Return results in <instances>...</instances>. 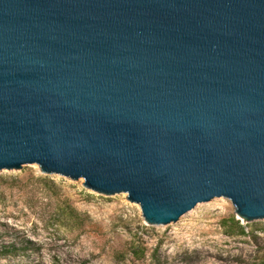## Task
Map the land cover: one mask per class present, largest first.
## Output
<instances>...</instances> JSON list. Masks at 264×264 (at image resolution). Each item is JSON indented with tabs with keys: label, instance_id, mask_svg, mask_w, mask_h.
<instances>
[{
	"label": "water",
	"instance_id": "1",
	"mask_svg": "<svg viewBox=\"0 0 264 264\" xmlns=\"http://www.w3.org/2000/svg\"><path fill=\"white\" fill-rule=\"evenodd\" d=\"M33 165L264 221V0H0V172Z\"/></svg>",
	"mask_w": 264,
	"mask_h": 264
},
{
	"label": "rangeland",
	"instance_id": "2",
	"mask_svg": "<svg viewBox=\"0 0 264 264\" xmlns=\"http://www.w3.org/2000/svg\"><path fill=\"white\" fill-rule=\"evenodd\" d=\"M55 183L46 191L40 183ZM54 193V195H53ZM79 215L76 229L58 227L57 203ZM235 218L247 237H228ZM73 224V222L71 223ZM254 233V235H253ZM31 241L34 244L30 245ZM17 252L5 248L14 246ZM135 250L144 253L138 258ZM264 221L247 223L232 202L215 199L177 223L149 225L128 195L104 196L84 180L46 176L37 165L0 172V264H261Z\"/></svg>",
	"mask_w": 264,
	"mask_h": 264
},
{
	"label": "trees",
	"instance_id": "3",
	"mask_svg": "<svg viewBox=\"0 0 264 264\" xmlns=\"http://www.w3.org/2000/svg\"><path fill=\"white\" fill-rule=\"evenodd\" d=\"M43 181L46 183H40V184H42L46 188V191L48 193L49 191L52 192V190H55V183H48L46 179H44ZM56 210H57L58 216L56 217L57 219H55V222L59 228L60 227H70L71 229L74 230L80 226L79 215L72 207H70V205H66V203L62 204L58 202L56 204ZM72 222L73 224H71ZM225 224H226V227L228 228V231H227L228 237L235 238V237H247L248 236L246 227H244L241 224V222L236 220L235 218L230 219ZM28 243L30 245L34 244L31 241H29ZM4 250H8L11 253H12V250H14V254H15V251L17 252L18 248L15 247L14 245L12 246V249L5 248ZM134 255L142 259V257L144 256V253H142L141 251L135 250ZM261 264H264V261H262Z\"/></svg>",
	"mask_w": 264,
	"mask_h": 264
}]
</instances>
